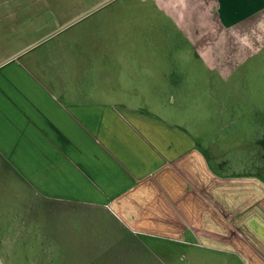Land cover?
Masks as SVG:
<instances>
[{
  "label": "crops",
  "instance_id": "0c3cea01",
  "mask_svg": "<svg viewBox=\"0 0 264 264\" xmlns=\"http://www.w3.org/2000/svg\"><path fill=\"white\" fill-rule=\"evenodd\" d=\"M110 7L62 23L59 7L0 0V164L153 240V264L173 247L196 251L186 264H264V175L216 173L182 117L189 58L225 77L234 65L210 60L263 50L264 0Z\"/></svg>",
  "mask_w": 264,
  "mask_h": 264
},
{
  "label": "rangeland",
  "instance_id": "374dc122",
  "mask_svg": "<svg viewBox=\"0 0 264 264\" xmlns=\"http://www.w3.org/2000/svg\"><path fill=\"white\" fill-rule=\"evenodd\" d=\"M28 1L59 7L55 12L63 23L90 7L101 14L125 0ZM218 59L211 64L234 65L225 77L199 67L192 74L196 65L189 58L183 123L202 136L212 160L230 162L228 171L264 175V140L255 141V113H264V49L242 61ZM179 102L164 109L176 112ZM14 176L0 164V264H153L147 250L153 240L128 233L103 211L38 197ZM169 251V264H186L182 259L187 253L196 255L181 248Z\"/></svg>",
  "mask_w": 264,
  "mask_h": 264
},
{
  "label": "trees",
  "instance_id": "16d2710c",
  "mask_svg": "<svg viewBox=\"0 0 264 264\" xmlns=\"http://www.w3.org/2000/svg\"><path fill=\"white\" fill-rule=\"evenodd\" d=\"M255 127H256V133L257 137L255 138V141L261 142L264 140V113L260 111H256L255 113ZM210 166L212 169L222 175L225 171H228L230 162L228 160H223V161H216V160H211L210 161ZM252 174H255V172H251Z\"/></svg>",
  "mask_w": 264,
  "mask_h": 264
}]
</instances>
